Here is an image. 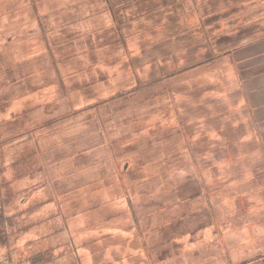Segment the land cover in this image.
Here are the masks:
<instances>
[{
  "label": "rangeland",
  "instance_id": "1",
  "mask_svg": "<svg viewBox=\"0 0 264 264\" xmlns=\"http://www.w3.org/2000/svg\"><path fill=\"white\" fill-rule=\"evenodd\" d=\"M75 1L66 0L65 13ZM21 4L0 5V264L31 253L37 264H213L221 253L257 252L245 244H264L262 195L254 235L245 227L223 241V230L235 228L222 229L213 209L187 194L191 160L174 111L194 121L200 108L214 107L208 93H222L221 80L192 76L179 87L190 98L179 97L171 82L177 76L159 81L164 74L154 68L162 50L150 46L145 60L134 42L137 53H123L122 44L109 43L110 21L102 18L87 17V28L74 30L85 19L71 24L77 19L69 15L64 29L48 30L49 43L28 34L47 43L30 49L26 37L17 41ZM91 60H131L137 74L143 61L152 64L137 84L100 72ZM38 62L49 82L34 70ZM180 153L185 163H178Z\"/></svg>",
  "mask_w": 264,
  "mask_h": 264
},
{
  "label": "crops",
  "instance_id": "2",
  "mask_svg": "<svg viewBox=\"0 0 264 264\" xmlns=\"http://www.w3.org/2000/svg\"><path fill=\"white\" fill-rule=\"evenodd\" d=\"M31 1L35 8L29 5ZM21 2L17 10L20 32L17 41L21 43L26 37L29 45H34L30 49L47 48L48 30L64 29L63 20L69 15L77 19L69 22L71 24L87 17L102 18L110 21L105 35L113 33L109 43L122 44L123 53L136 54L134 42L141 45L139 50H144L145 60L150 59V46L162 50L155 58L154 68L164 74L159 81L177 76L171 82L179 97L190 98L179 93V87L194 82L192 76H204L203 82L221 80L223 92L219 95L213 91L208 93L211 88H205L214 107L200 108L194 121L188 124L184 110L181 114L174 111L175 122V115L181 117L175 131L177 127L180 135L186 138L184 143L192 169L189 176L194 180L186 192L213 209L222 229L224 226L235 228L232 229L234 234L223 230V241L238 236L245 227L252 228L248 231L253 236L257 195L264 197V0H76V6L68 14L64 12L66 0L55 2L58 5L50 4L52 0L40 3L36 0L37 6L34 0ZM1 3L5 4L6 0H0ZM86 19L82 26L72 29L85 30ZM34 32L44 35L47 43L40 42L35 35H28ZM102 45L107 46L102 43L100 47ZM91 62L100 72L121 74L137 84L144 80L139 75L150 76L152 64L143 61L142 72L137 74L131 60ZM34 70L42 82H49L42 64L38 62ZM225 105L230 106L229 110ZM160 119L163 121L162 117ZM185 155H178L181 158L178 163H185ZM184 167L176 168L174 174L182 172ZM251 241L245 244L247 249H255L257 254L264 252V244L257 248V242ZM19 259L22 256H17Z\"/></svg>",
  "mask_w": 264,
  "mask_h": 264
},
{
  "label": "flooded vegetation",
  "instance_id": "3",
  "mask_svg": "<svg viewBox=\"0 0 264 264\" xmlns=\"http://www.w3.org/2000/svg\"><path fill=\"white\" fill-rule=\"evenodd\" d=\"M22 260L18 261V264L25 263L37 264L36 254H29V256H23ZM28 258V259H27ZM10 260V259H9ZM8 260V261H9ZM24 260V262H23ZM11 261V260H10ZM211 262L213 264H264V252H255L253 255L241 257L240 255H233L231 253H221L217 256L211 257ZM8 263V262H6Z\"/></svg>",
  "mask_w": 264,
  "mask_h": 264
},
{
  "label": "trees",
  "instance_id": "4",
  "mask_svg": "<svg viewBox=\"0 0 264 264\" xmlns=\"http://www.w3.org/2000/svg\"><path fill=\"white\" fill-rule=\"evenodd\" d=\"M37 263H39V262H38V258H37Z\"/></svg>",
  "mask_w": 264,
  "mask_h": 264
}]
</instances>
